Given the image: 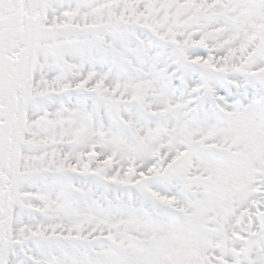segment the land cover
I'll return each mask as SVG.
<instances>
[{"label": "snow or ice", "instance_id": "snow-or-ice-1", "mask_svg": "<svg viewBox=\"0 0 264 264\" xmlns=\"http://www.w3.org/2000/svg\"><path fill=\"white\" fill-rule=\"evenodd\" d=\"M0 264H264V0H0Z\"/></svg>", "mask_w": 264, "mask_h": 264}]
</instances>
